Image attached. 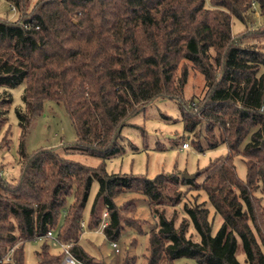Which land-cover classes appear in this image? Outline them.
Returning a JSON list of instances; mask_svg holds the SVG:
<instances>
[{"label":"trees","instance_id":"1","mask_svg":"<svg viewBox=\"0 0 264 264\" xmlns=\"http://www.w3.org/2000/svg\"><path fill=\"white\" fill-rule=\"evenodd\" d=\"M19 12L15 21L0 18V132L12 99L7 91L25 84L20 175L0 173V264H26L25 244L45 240L36 264H59L51 253L52 232L84 264H107L80 245L84 212L95 181L99 184L87 228L104 229L112 243L124 226L143 232L129 216L136 201L118 207L124 193L146 197L157 224L149 232L147 264H264V50L245 43L248 32L233 34V20L248 23L254 7L264 18V0H6ZM252 34L264 37V23ZM189 64L204 76L206 92L194 104L184 87ZM3 91V92H1ZM160 99L178 104L184 131L199 151L226 146L228 154L207 173L209 195L221 227L213 235L209 210L185 206L178 227L167 207L183 200L178 175L153 179L108 173L105 161L123 153L122 131L136 115ZM63 104L76 130L74 143L26 151L31 121L44 102ZM197 137V139H196ZM98 157L88 167L62 154ZM242 156L247 173L237 175ZM200 186V185H198ZM195 186V187H198ZM100 209H103L100 215ZM200 241L189 238L190 224ZM13 250L12 262H1Z\"/></svg>","mask_w":264,"mask_h":264},{"label":"rangeland","instance_id":"2","mask_svg":"<svg viewBox=\"0 0 264 264\" xmlns=\"http://www.w3.org/2000/svg\"><path fill=\"white\" fill-rule=\"evenodd\" d=\"M36 2L37 0H30L29 9ZM254 8L253 13L249 14L247 24L244 25L238 20H233L232 31L233 34L248 32L245 43L256 44L264 50V37H257V35L252 34L264 23V18L259 10ZM18 15L19 12L13 11L7 2L0 0V18L15 21ZM24 90L25 84H22L7 91L12 99V106L7 114L8 122L0 132V173L7 180L18 178L21 170L18 154L21 129L18 124L16 109L24 107ZM205 92L204 76L189 64V78L183 91L185 100H193L194 104H198ZM122 138L124 151L122 154L105 161L107 172L110 174H134L150 179L160 174L181 177L183 174L194 175L195 185L181 184L180 187L184 194L182 203L175 208L167 207L165 209L167 216L174 217L176 227H178L184 218H188L185 214V206L200 205L209 210V220L213 224V235H215L221 227L222 218L216 213L209 195L201 186L210 169L220 159L226 157L228 154L227 147L221 146L214 150L199 152L193 146L191 136L184 131L178 104L165 99L156 101L145 112L133 117L129 124L124 127ZM76 139L75 127L64 105L47 100L44 102L41 114L31 121L26 137V151L32 154L40 149L58 148L72 144ZM185 142L190 145L188 149L182 148V144ZM62 154L88 167H98L102 163L98 157L68 154L64 151ZM234 164L238 177L244 180L247 173L244 158L242 156L235 157ZM98 190L99 184L95 181L84 212V231L80 245L90 255L107 264H147L150 247L149 232L157 224V219L149 207L148 200L145 196L137 193H124L115 199L118 207H123L125 203L135 200L136 213L129 217L143 227V232H140L135 227L125 225L122 235L117 241L118 251H116L112 242L105 237L104 231L87 228L91 208ZM102 212L103 209H100L99 214L101 215ZM105 213L102 220L106 218V222H108L109 216L105 217ZM187 236L194 241H200L192 223L189 226ZM44 241L37 239L25 244L26 264H36V252L40 251ZM48 244L51 246V253L59 254L60 250L53 240H48ZM238 260L244 264L245 255L241 247L238 250ZM174 264H197V262L189 258H180Z\"/></svg>","mask_w":264,"mask_h":264},{"label":"built area","instance_id":"3","mask_svg":"<svg viewBox=\"0 0 264 264\" xmlns=\"http://www.w3.org/2000/svg\"><path fill=\"white\" fill-rule=\"evenodd\" d=\"M5 2H7L6 0H3ZM8 5L10 6V8L13 11H17L15 5L13 3L7 2ZM190 147L188 142H185L184 144H182V148L183 149H188ZM107 213H105V217H107ZM108 225V222H106V218L103 219L100 227L98 228V230L100 229L101 231H104L105 227ZM83 227H84V223H83ZM100 231V232H101ZM47 238L55 241L59 248L61 249L62 252V259L60 261L59 264H84L83 262H81L78 258H76L73 253L71 252V245L70 244H65V243H61L57 240V237L55 234H53L52 232H49L46 236ZM112 246L116 249V251H118L117 247V243H112ZM12 255H13V250H11L4 258L3 260H1V262H12Z\"/></svg>","mask_w":264,"mask_h":264},{"label":"water","instance_id":"4","mask_svg":"<svg viewBox=\"0 0 264 264\" xmlns=\"http://www.w3.org/2000/svg\"><path fill=\"white\" fill-rule=\"evenodd\" d=\"M182 179H184V180H193L194 179V175L190 176V175H187V174H183L182 175Z\"/></svg>","mask_w":264,"mask_h":264}]
</instances>
